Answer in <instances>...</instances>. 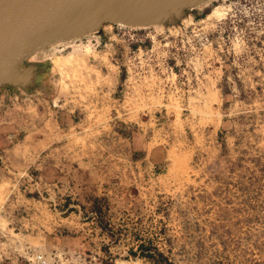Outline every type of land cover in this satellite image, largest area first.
Masks as SVG:
<instances>
[{
  "label": "rangeland",
  "instance_id": "rangeland-1",
  "mask_svg": "<svg viewBox=\"0 0 264 264\" xmlns=\"http://www.w3.org/2000/svg\"><path fill=\"white\" fill-rule=\"evenodd\" d=\"M26 64L30 88L0 89V264H153L136 237L176 264H264V0L105 24Z\"/></svg>",
  "mask_w": 264,
  "mask_h": 264
},
{
  "label": "water",
  "instance_id": "water-1",
  "mask_svg": "<svg viewBox=\"0 0 264 264\" xmlns=\"http://www.w3.org/2000/svg\"><path fill=\"white\" fill-rule=\"evenodd\" d=\"M211 0H0V89L30 88L39 68L34 53L60 41L122 27L172 25Z\"/></svg>",
  "mask_w": 264,
  "mask_h": 264
},
{
  "label": "trees",
  "instance_id": "trees-1",
  "mask_svg": "<svg viewBox=\"0 0 264 264\" xmlns=\"http://www.w3.org/2000/svg\"><path fill=\"white\" fill-rule=\"evenodd\" d=\"M108 234L114 241L119 240V236L115 234L111 225L108 224ZM140 241L138 246L130 250V255L133 257H140L146 259L147 261L153 264H176L169 256H167L155 243L152 239H143L136 237ZM140 239V240H139Z\"/></svg>",
  "mask_w": 264,
  "mask_h": 264
}]
</instances>
